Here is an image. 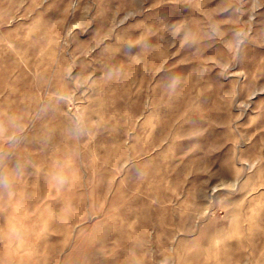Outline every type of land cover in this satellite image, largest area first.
Masks as SVG:
<instances>
[{
    "label": "rangeland",
    "instance_id": "374dc122",
    "mask_svg": "<svg viewBox=\"0 0 264 264\" xmlns=\"http://www.w3.org/2000/svg\"><path fill=\"white\" fill-rule=\"evenodd\" d=\"M0 180V264H264V0H0Z\"/></svg>",
    "mask_w": 264,
    "mask_h": 264
},
{
    "label": "clouds",
    "instance_id": "9594fccd",
    "mask_svg": "<svg viewBox=\"0 0 264 264\" xmlns=\"http://www.w3.org/2000/svg\"><path fill=\"white\" fill-rule=\"evenodd\" d=\"M58 182L63 183L64 182L63 178H58ZM3 183L5 182L3 180H0V184H3Z\"/></svg>",
    "mask_w": 264,
    "mask_h": 264
}]
</instances>
